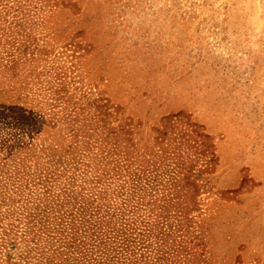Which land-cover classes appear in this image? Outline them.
<instances>
[{
  "label": "rangeland",
  "instance_id": "rangeland-1",
  "mask_svg": "<svg viewBox=\"0 0 264 264\" xmlns=\"http://www.w3.org/2000/svg\"><path fill=\"white\" fill-rule=\"evenodd\" d=\"M0 39V264L35 204L81 246L124 198L140 264H264V0H0Z\"/></svg>",
  "mask_w": 264,
  "mask_h": 264
},
{
  "label": "trees",
  "instance_id": "trees-1",
  "mask_svg": "<svg viewBox=\"0 0 264 264\" xmlns=\"http://www.w3.org/2000/svg\"><path fill=\"white\" fill-rule=\"evenodd\" d=\"M13 90L14 89H10L5 90V92L1 91L2 93L0 92L7 100V103L0 104V106H16L23 115H25L28 110L30 113L33 112L19 97L14 98ZM40 112L42 113V111L38 109V113H35L36 117L40 118L43 124V113L40 114ZM0 130V143L16 139L13 137L11 139V136H6L2 133L3 131L1 128ZM32 137H34V135ZM4 149L5 144H0V163L8 161L6 158L8 153H4ZM103 178H105V176H100L95 182L101 185L103 184ZM117 180L119 184L114 188L111 187V183H105L104 186H101L100 191L104 194V196H102L103 199L107 197L112 199L111 196L115 194H117V196H124L125 193L130 192L131 187L135 188L136 181H134V172L129 173L125 178H118ZM129 181H131V184L134 183V187H128ZM124 199H122L120 204L115 202L116 207L112 204L104 205L101 202H97L94 205L95 200L93 199L91 204L95 212L88 208L87 218L85 217L80 221L83 226V228H80L81 233L84 234V236H82L89 237L90 241L87 242L86 238L83 241L80 240L81 246L80 243H77L79 239L75 235H77L78 230H75L76 223L73 218L67 219V216H53L52 220L46 219L43 214L45 210H41L40 205L35 204L31 212L28 211L26 215H21V220L26 219L28 225L26 226V230L20 231L25 243V249L23 250L15 239L8 241L4 246L6 251L1 252H4L2 254L4 256L3 259L8 262L11 257L15 258L13 255L14 253L10 252L14 250L15 252H19V264H21L23 259L26 262L34 260V264H140L138 263L139 259L136 258V253L134 251L135 238L132 228L129 225L132 224L130 217H128L131 210L129 209L127 213H125L126 208L122 210L123 205L126 203ZM118 213L120 214L119 218L117 217ZM86 224L87 228H85ZM46 241H52L51 250L59 252L60 255L66 258V262L59 260L43 262V248L45 247L44 244ZM2 245L3 244H0V246Z\"/></svg>",
  "mask_w": 264,
  "mask_h": 264
},
{
  "label": "crops",
  "instance_id": "crops-1",
  "mask_svg": "<svg viewBox=\"0 0 264 264\" xmlns=\"http://www.w3.org/2000/svg\"><path fill=\"white\" fill-rule=\"evenodd\" d=\"M1 49H2V44H1V39H0V71L1 72H4L6 70H9L10 71L11 70V66L6 67V57L8 56L9 60H11L10 59L11 51L8 52V55H4L3 54L4 51L2 53ZM5 90H8V89H6L2 85H0V92L1 91L2 92H5ZM1 93H0V104L7 103L6 97L5 96H2Z\"/></svg>",
  "mask_w": 264,
  "mask_h": 264
}]
</instances>
